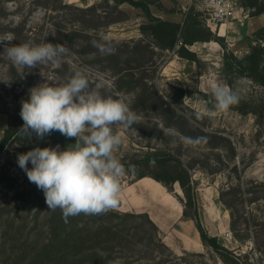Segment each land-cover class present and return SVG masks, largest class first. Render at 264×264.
I'll return each instance as SVG.
<instances>
[{
    "label": "rangeland",
    "instance_id": "rangeland-1",
    "mask_svg": "<svg viewBox=\"0 0 264 264\" xmlns=\"http://www.w3.org/2000/svg\"><path fill=\"white\" fill-rule=\"evenodd\" d=\"M46 1L57 10L50 12L45 8L43 5ZM230 1L243 10L235 19H228L222 24L224 31L221 35L218 33L222 25L208 23V8L198 7L195 0H160L164 10H159L154 4L149 5L154 16L172 21H181L193 10L199 14L198 18L205 27L215 36L224 39V45L211 41L188 46L189 51L195 54L194 62L181 58L174 51H159L155 48L156 53L152 55L151 62L145 65L144 73L137 69L133 72L135 79L144 75L143 82L146 84L147 93L155 94V100H150V103L144 102L145 94L140 87L130 90L123 85L122 89L117 88L113 72L103 68L95 54L84 56L79 52L78 40L73 42V46H69L67 42H57L54 38L58 29L69 32L79 27L72 20L71 13L74 11L65 9L64 6L86 8L102 3L103 0H0V41L6 42L8 46L14 45L13 35L9 30L22 26L21 33L28 38V43L63 44L67 52L61 58L59 66L66 63L68 67L63 74L56 72L59 66L50 63L40 64L32 69L15 66L22 77L32 76L30 89L44 82L50 86H58L79 71L87 76L90 88L99 90L104 96L123 101L136 113L137 121L127 130L118 126L114 128L122 138L116 156L162 149L177 155L184 165L194 161L191 174L194 182H197L198 205L205 229L211 236H216L225 247L239 255L246 264H264V228L254 225V216L259 219L264 216V199L249 204L245 202L240 207L241 212L249 213V238L245 242H238L234 238L229 227V212L219 201L221 189L238 183L237 175H241L240 181L243 185L249 186V195L253 196L254 191L264 189V119L258 125L255 114H241L233 107L227 113H216L213 116L207 113V110H213V88L217 85L234 88L237 82L245 90L242 99L259 103L264 113V87L256 86L244 78L233 80L228 85L223 69L224 53L229 51L237 57H243L249 45L255 44L253 34L264 26V13L254 16L249 9L239 4V0ZM110 4L112 5V1ZM120 9L125 13L124 20L108 28L88 30L87 33H97L103 40L150 43L151 39L140 31L141 25L147 21L145 13L127 3L122 4ZM2 52L3 44H0V53ZM7 63L11 62L0 57V122L2 119L7 120V115L2 113L3 109L9 112L15 109L16 94L19 95V111L21 102L29 99L30 89L24 94L19 93L21 88L11 89ZM202 100L209 101L207 110L201 103ZM175 116L187 118L195 126L208 131L219 132L235 148V159L228 160L227 152L223 148L209 152L186 144L183 140L185 136L175 127L165 126L166 123H173ZM24 146L25 144L21 146L11 143L0 156V171L8 172L15 180L14 190L8 192L5 198V202L10 203L8 210L0 218V264H21L24 259L22 253L29 247L24 242L27 238L28 243L31 237L39 238L42 230L40 219L33 222L36 209L32 207L29 210L30 205L16 197L19 191L27 190L33 184L17 163L18 154L30 151L23 150ZM203 164H208L204 170ZM235 164L237 171L232 169ZM131 180L129 175L120 178L122 191L115 210L148 213L156 226L163 229V232L159 230L160 237L175 254L172 248L180 247L183 234L192 236L196 232L194 223L182 217L183 205L178 199L182 197V193L178 184L175 183L173 191L168 193L153 179L146 177L133 183ZM226 231L231 232V238L225 237ZM199 249V252L189 249L175 255L182 257L185 264H224L211 250L204 247ZM144 253L146 249H141V246H138V251L134 254L114 253L109 264H160V261L162 264H173L167 252L160 259L157 253L154 254L157 255L155 259Z\"/></svg>",
    "mask_w": 264,
    "mask_h": 264
},
{
    "label": "trees",
    "instance_id": "trees-1",
    "mask_svg": "<svg viewBox=\"0 0 264 264\" xmlns=\"http://www.w3.org/2000/svg\"><path fill=\"white\" fill-rule=\"evenodd\" d=\"M124 3L141 9L145 13L147 21L141 25L140 31L151 39L150 43L103 40L97 33H87L88 30L108 28L124 20L125 13L120 9ZM150 4H154L159 10H164L160 0L151 2L148 0H103L102 3L86 8L66 5L65 9L74 11V14L71 13L72 20L76 21L79 27L69 32L58 29L54 38L57 42H67L69 46H73V42L78 40L79 52L84 56L95 54L97 59L99 58L98 63L113 72L117 88L122 89L123 85L130 90L140 87L145 94L144 102L148 103L150 100H155V94L147 93L146 84L143 82L144 75L135 79L133 72L137 69L144 73L145 65L151 62L152 55L156 53L155 48L159 51H174L181 58L194 62L195 54L189 51L188 46L197 42L211 41L224 45V39L215 36L205 27L198 18L199 14L193 10H190L181 21H172L154 16L149 8ZM239 4L249 9L254 16L264 13V0H239ZM43 6L50 12L57 10L47 1ZM21 29L22 26L9 30L13 35L14 45L24 43L28 39L22 35ZM253 36L255 44L249 45L243 57H237L229 51L224 53L223 69L228 85H231L233 80L244 78L256 86L264 87V26L260 27ZM93 41L102 43L105 50L101 51L93 46ZM7 65L11 89L18 87L21 88L19 93H27L33 81L32 76L22 77L15 65L12 63ZM67 68L66 63H62L56 72L63 74ZM18 98L19 95L16 94L15 109L12 112L7 109H3L2 112L7 115V127L0 138V156L11 143L21 146L25 144L23 150L57 145L63 150L75 143V138H67L58 131L46 135L43 139H38L34 134L30 139L23 138L18 132L24 123L20 116ZM236 106L233 108L241 114L248 112L255 114L257 124H262L264 119L262 105L241 99L240 104ZM175 117L173 123H166L165 126L175 127L185 137H205L206 140L195 145L197 148L209 150V152L223 148L227 152L228 160L235 159V148L219 132L195 126L187 118ZM117 158L125 165V168L130 165L135 166V174H127L132 178V183L147 177L160 183L168 193L173 191L175 183L178 184L182 193V197H178L183 205L182 217L194 223L203 247L216 254L224 264H246L239 255L225 247L216 236H211L205 229L198 205L197 182H194L191 174L194 161L184 165L177 155L162 149L126 154ZM31 166L30 164L28 167L31 168ZM207 166L208 164H203L202 170ZM232 169L237 171V165L235 164ZM240 178L241 175H237L238 183L235 186L221 189L219 201L229 212V227L234 238L238 242H245L249 238V213L241 212L240 207L245 202L249 204L258 199H264V193H262L264 189L254 191L253 196L249 195V186L243 185ZM14 181L8 172L0 171V218L8 210L10 203H6L5 198L8 192L14 190ZM16 197L29 204V210L32 207L36 209L33 222L36 223L40 219L42 226L39 238L31 237L30 243L27 238L24 242V245L29 247L22 253L24 259L21 264H109L112 254L118 252L134 254L138 251V246H141V249L145 248L144 255L150 258L155 259L157 255L154 254L157 253L160 259V256L167 252L173 264L186 263L162 241L159 228L146 212L110 210L99 215L81 214L69 217L66 223L59 209L55 211L48 209L43 191L35 184H31L27 190L19 191ZM254 220V225L264 228V216L262 219L254 216Z\"/></svg>",
    "mask_w": 264,
    "mask_h": 264
},
{
    "label": "clouds",
    "instance_id": "clouds-1",
    "mask_svg": "<svg viewBox=\"0 0 264 264\" xmlns=\"http://www.w3.org/2000/svg\"><path fill=\"white\" fill-rule=\"evenodd\" d=\"M0 57L22 68L40 64L59 66L67 52L63 44L50 42L21 43L8 46L4 41ZM93 46L104 51V45L93 41ZM244 89L217 85L212 90L213 110H207L209 101L202 100L208 115L227 113L243 98ZM187 97H185L186 99ZM23 125L19 133L25 139L33 134L38 139L58 131L75 143L63 150L56 147H35L18 154V166L29 182L43 191L50 210L59 209L62 218L77 215H99L115 210L122 191L120 178L135 174V166L125 165L116 156L122 138L114 128L125 130L136 123L137 115L119 99L104 96L90 88L87 76L75 72L58 86L41 83L29 90V99L21 102ZM186 144L197 145L205 137H183ZM31 163V168L28 167Z\"/></svg>",
    "mask_w": 264,
    "mask_h": 264
},
{
    "label": "built area",
    "instance_id": "built-area-1",
    "mask_svg": "<svg viewBox=\"0 0 264 264\" xmlns=\"http://www.w3.org/2000/svg\"><path fill=\"white\" fill-rule=\"evenodd\" d=\"M195 2L199 5L198 7L208 8L210 14L208 23L211 22L214 25L218 23L222 25L228 19H235L243 10L230 0H195ZM231 236L230 231L225 232V237L231 238Z\"/></svg>",
    "mask_w": 264,
    "mask_h": 264
},
{
    "label": "crops",
    "instance_id": "crops-1",
    "mask_svg": "<svg viewBox=\"0 0 264 264\" xmlns=\"http://www.w3.org/2000/svg\"><path fill=\"white\" fill-rule=\"evenodd\" d=\"M223 28V25L219 28V32L220 29ZM224 31V29H223ZM6 119H2V123L0 122V138L3 135V132L5 130L6 127ZM143 179H140L138 181H141ZM148 214V213H147ZM195 227V226H194ZM161 228V227H160ZM159 230H163V229H159ZM195 233L192 236H186L185 234H183V236L180 238V247L176 248L173 247L172 250L175 252V254H178L181 251H187V250H192V251H196L199 252V248H203V245L200 242V238H199V234L195 228ZM163 232V231H162Z\"/></svg>",
    "mask_w": 264,
    "mask_h": 264
},
{
    "label": "bare ground",
    "instance_id": "bare-ground-1",
    "mask_svg": "<svg viewBox=\"0 0 264 264\" xmlns=\"http://www.w3.org/2000/svg\"><path fill=\"white\" fill-rule=\"evenodd\" d=\"M219 34H220V35L223 34V28L220 29Z\"/></svg>",
    "mask_w": 264,
    "mask_h": 264
}]
</instances>
